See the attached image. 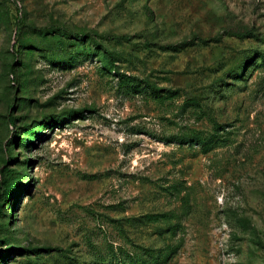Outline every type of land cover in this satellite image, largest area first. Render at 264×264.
<instances>
[{
    "label": "rangeland",
    "instance_id": "obj_1",
    "mask_svg": "<svg viewBox=\"0 0 264 264\" xmlns=\"http://www.w3.org/2000/svg\"><path fill=\"white\" fill-rule=\"evenodd\" d=\"M0 204V264H264V0H0Z\"/></svg>",
    "mask_w": 264,
    "mask_h": 264
},
{
    "label": "trees",
    "instance_id": "obj_2",
    "mask_svg": "<svg viewBox=\"0 0 264 264\" xmlns=\"http://www.w3.org/2000/svg\"><path fill=\"white\" fill-rule=\"evenodd\" d=\"M123 38H125V37H123ZM170 47L175 48V45H172ZM127 87H129V88H138V87H140V84L134 83V81H132V83L127 85ZM145 88L150 89L152 93L158 94V95L162 91V89L157 88V87L151 85L150 83H148L146 81L144 82L143 89H145ZM165 91H166V93H169V94H175L176 93V91L170 90V89H166ZM55 119L58 120L59 117L57 116V117H55ZM8 120H9L10 123L14 122V118H12L9 115H8ZM175 139H177L178 141H181V142L199 141L198 139H196L194 137L185 138V137H182V136H178V137H175ZM4 172H5V176H4L3 180L1 181V189H2V196L6 197L9 194L10 190H11V186L13 185V181L11 180V177L13 176L14 172L12 170H10V169H5ZM0 207H1V204H0Z\"/></svg>",
    "mask_w": 264,
    "mask_h": 264
}]
</instances>
